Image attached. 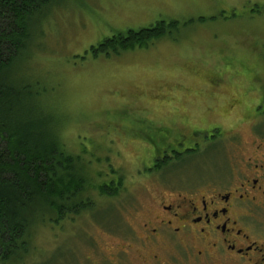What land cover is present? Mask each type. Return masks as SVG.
Masks as SVG:
<instances>
[{"label":"rangeland","instance_id":"374dc122","mask_svg":"<svg viewBox=\"0 0 264 264\" xmlns=\"http://www.w3.org/2000/svg\"><path fill=\"white\" fill-rule=\"evenodd\" d=\"M161 21L164 37L147 47L91 52ZM9 74L35 87L38 110L53 117L70 152L92 160L100 183L124 175L119 198L93 196L92 217L33 231L24 264H108L153 197L147 168L173 141L200 144L164 170L162 179L180 185L255 156L264 119L241 115L264 112V0H50ZM210 133L216 141L207 144Z\"/></svg>","mask_w":264,"mask_h":264},{"label":"trees","instance_id":"16d2710c","mask_svg":"<svg viewBox=\"0 0 264 264\" xmlns=\"http://www.w3.org/2000/svg\"><path fill=\"white\" fill-rule=\"evenodd\" d=\"M49 1L0 0V264H24L39 227L53 230L91 216L97 207L93 196L117 199L125 193L124 175L100 183L104 175L92 160L70 152L53 117L38 110L41 95L37 97L35 87L18 85L9 76L34 39L37 13ZM165 29L161 21L152 28L128 30L91 52L120 54L147 47L162 39ZM169 161L161 160L159 170Z\"/></svg>","mask_w":264,"mask_h":264},{"label":"flooded vegetation","instance_id":"af4514ba","mask_svg":"<svg viewBox=\"0 0 264 264\" xmlns=\"http://www.w3.org/2000/svg\"><path fill=\"white\" fill-rule=\"evenodd\" d=\"M256 110L241 117L263 121ZM206 137L207 144L216 141L215 134ZM251 142L255 156L230 158L223 174L204 182L180 185L168 173L162 179L168 165L159 170L161 160H153L145 175L153 197L136 210L131 234L110 250L108 264H264V137ZM171 144L176 148L162 151L169 165L200 146Z\"/></svg>","mask_w":264,"mask_h":264}]
</instances>
